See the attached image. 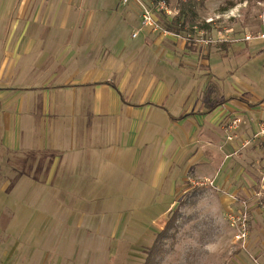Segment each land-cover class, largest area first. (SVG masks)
Here are the masks:
<instances>
[{"label": "crops", "instance_id": "0c3cea01", "mask_svg": "<svg viewBox=\"0 0 264 264\" xmlns=\"http://www.w3.org/2000/svg\"><path fill=\"white\" fill-rule=\"evenodd\" d=\"M85 3L0 0V190L9 191L1 198L34 210L20 222L13 209L11 228L0 231L8 238L0 264H57L62 239L111 235V207L149 204L146 190L177 199L189 177L222 189L233 174L223 158L253 136L264 113V39L239 42L215 19L196 29L206 35L199 47L176 33L129 39L116 30L130 8ZM255 53L262 72L240 75ZM195 61L202 68H188ZM237 116L243 123L227 141L224 120ZM250 148L260 154L264 138L241 151ZM243 173L235 193L224 191L234 209L251 206ZM70 221L77 225L67 232Z\"/></svg>", "mask_w": 264, "mask_h": 264}, {"label": "rangeland", "instance_id": "374dc122", "mask_svg": "<svg viewBox=\"0 0 264 264\" xmlns=\"http://www.w3.org/2000/svg\"><path fill=\"white\" fill-rule=\"evenodd\" d=\"M179 1H166L170 13L162 9L154 10L153 13L158 17V22L163 29L168 30L166 22L176 14ZM87 4L91 6H104L106 4L109 7H119L120 11H124V8L127 7L130 8L132 11L130 19L124 23V27L116 30L117 33L122 32L126 38L135 39L134 37L143 33L154 32L155 35L151 36L152 38L159 36L166 39L167 35L172 34H164L162 28L154 30L152 25L145 24L142 8L134 1L123 3L121 0H94L93 3H90L87 0ZM87 4L85 3V6ZM197 8L200 23L203 19H215L217 25H221L222 31H224L223 27L228 25L233 29L228 33L230 35L231 33L232 35L238 34L239 42L263 39L259 35L264 33V0H205L204 5H198ZM117 22L121 24L124 21L121 19ZM188 29L186 28L178 36H175L180 43L194 42L196 47L207 44L204 32L196 31L193 33ZM108 31L111 33L110 30ZM168 32L170 31L168 30ZM247 36L250 38L247 39ZM215 37L220 36L217 33ZM224 37L221 36L218 39ZM101 38L104 37L101 36ZM139 39L141 36L137 40ZM189 59L191 60V57ZM260 59L261 57L256 56L255 53L253 61L241 64L240 75H243L246 70L256 74L262 72ZM163 61L166 62L165 59ZM236 61H232L230 64L235 66ZM215 62H218L217 58H215ZM192 63L194 62H191L188 68H202L196 64V61L195 65ZM226 82L229 83L230 80L227 79ZM235 118L240 119L238 127L240 128L243 123L241 116L229 117L224 120L222 128L227 141L235 139V131L231 140L228 138L229 133L227 131L228 124ZM263 123L264 113L257 121L258 129L253 133V136L248 138L239 150L232 151L223 158V161L230 158L229 174L231 172L233 174L229 177V183L220 186L222 189H218L214 179L206 184L200 182L195 184L189 177L184 182L183 191L178 194L177 199L176 196L169 200H167L168 198L160 199L162 191L146 190L144 195L150 202L149 204L111 207V235L91 238L72 231L74 234L71 237L67 235L66 238L62 239L64 242L59 244L62 251L53 254V260L57 264H146L150 256L148 264H264V172L263 168H260L261 164L259 165L260 160L264 158V150L259 149L258 151L261 153L255 152L256 156L255 153H249L253 150L252 148L245 154L241 151L253 140L264 138H254ZM256 164L259 165L258 169ZM222 165L223 163L220 165L219 171L224 169ZM240 171H244L243 174L250 179L249 185L253 194L250 195L251 206L250 203L246 204L245 201L243 203L240 201L243 207L234 209V206L227 204L224 191L235 193L236 186L241 184V181L237 179V174ZM195 181L200 180L194 179ZM5 193L9 194V191L0 190V198L6 196ZM238 196L246 197L245 194ZM233 197L237 200V197ZM1 199L0 231L11 228L14 216L13 209L20 216V222H24L34 214L33 209L30 212L27 209L23 211L22 207H13L11 200ZM4 202L9 205L4 206ZM175 210L174 215L177 221L160 237L158 247L152 249L158 233L161 232V223L167 219L169 211L168 220ZM242 211L247 212L245 241L239 240L237 237L243 228L241 223ZM76 218L73 216L74 221ZM14 225H18V221L14 220ZM76 225L77 222L70 221L67 232H71L73 230L71 228ZM3 243H8V238L0 233L1 253L7 246ZM30 250L26 248L24 252L27 254L31 252ZM21 252L17 254L21 255ZM22 262L21 257L19 264H24ZM26 264H39V260L31 259Z\"/></svg>", "mask_w": 264, "mask_h": 264}, {"label": "trees", "instance_id": "16d2710c", "mask_svg": "<svg viewBox=\"0 0 264 264\" xmlns=\"http://www.w3.org/2000/svg\"><path fill=\"white\" fill-rule=\"evenodd\" d=\"M160 0H155V2H159ZM169 1V0H165ZM205 0H180L179 1V8L176 12V14L172 17L171 20L166 22V28L172 32L179 34L180 32L184 31L186 28H189L191 32H196V29L203 28V21H198L199 18V11H198V5H204ZM188 29V30H189ZM175 211H173L172 215L170 216L169 220L167 221L165 227L162 229L160 233H158L156 240L151 247L152 249H156L158 247V243L160 242V237L165 234L166 231H168L173 224L177 221L175 218ZM150 257V256H149ZM149 257L146 261V264H148Z\"/></svg>", "mask_w": 264, "mask_h": 264}, {"label": "built area", "instance_id": "2783aa9c", "mask_svg": "<svg viewBox=\"0 0 264 264\" xmlns=\"http://www.w3.org/2000/svg\"><path fill=\"white\" fill-rule=\"evenodd\" d=\"M121 1L123 3H128L129 1L136 2L142 8L145 24L152 25L154 30L162 28V26H160L158 22V17H156V15L153 13L154 10L159 11L162 9V10H165L167 13H170V10H168L165 0H160L159 2H155V0H121ZM162 30L164 34L172 33V32H168V30L163 29V28ZM259 37L264 39V33L260 34ZM249 38L250 36H247V39ZM239 123H240V119L235 118L228 124L227 131L229 133L228 138L230 140L232 139L233 132L236 131V129L239 127ZM257 137H264V123L261 125L256 135H254V138H257ZM241 214H242L241 223L243 225V228L237 237L239 240L245 241L246 236H247L246 227H245V221L247 220V212L242 211Z\"/></svg>", "mask_w": 264, "mask_h": 264}]
</instances>
